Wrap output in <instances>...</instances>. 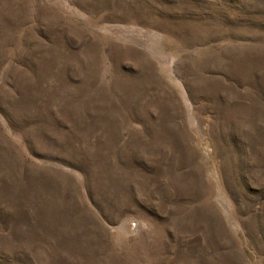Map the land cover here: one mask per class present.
I'll return each instance as SVG.
<instances>
[{"label":"rangeland","instance_id":"374dc122","mask_svg":"<svg viewBox=\"0 0 264 264\" xmlns=\"http://www.w3.org/2000/svg\"><path fill=\"white\" fill-rule=\"evenodd\" d=\"M0 264H264V0H0Z\"/></svg>","mask_w":264,"mask_h":264}]
</instances>
